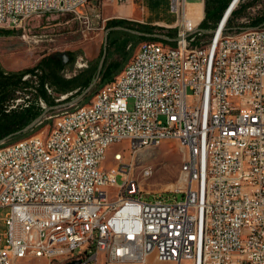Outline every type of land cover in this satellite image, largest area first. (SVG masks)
I'll list each match as a JSON object with an SVG mask.
<instances>
[{"label": "built area", "instance_id": "obj_1", "mask_svg": "<svg viewBox=\"0 0 264 264\" xmlns=\"http://www.w3.org/2000/svg\"><path fill=\"white\" fill-rule=\"evenodd\" d=\"M242 1L230 0L215 32L205 33L187 1L172 0L174 48L140 46L88 111L46 116L53 124L39 138L0 146V208L10 209L0 264H147L152 255L174 264H264V25L253 35L232 25ZM86 2L0 0V26L78 13ZM218 32L228 40H215ZM114 137H128V148L113 153V171L102 170ZM170 139L185 149L186 188L147 201L122 151L132 156ZM130 210L140 220H127ZM113 211H122L117 225ZM130 223H138L134 236Z\"/></svg>", "mask_w": 264, "mask_h": 264}, {"label": "rangeland", "instance_id": "obj_2", "mask_svg": "<svg viewBox=\"0 0 264 264\" xmlns=\"http://www.w3.org/2000/svg\"><path fill=\"white\" fill-rule=\"evenodd\" d=\"M116 0H87V2L78 10V13H56L50 15H35L29 18L22 28H10L0 26V29L12 31L10 35H0V63L7 71H22L33 68L43 59L50 60L57 53H69V60L63 70L58 75L62 79H71L79 77L77 82L84 81V74L90 72V68L96 66L99 62L101 51L103 49L106 28V19L108 17H120L122 14L113 4ZM188 2L194 0H186ZM141 6L146 12V18L149 20L159 19L173 22L176 14L172 9V0H142ZM111 13V14H110ZM264 14V0H243L232 18V25L240 24L241 27H253L254 20L262 17ZM150 15V17H149ZM231 25V26H232ZM109 29V28H108ZM156 33H165L157 30ZM111 46L108 51L107 64L114 63V68L118 71L123 70L128 62L138 51L139 46L143 44L148 37L139 36L124 31L115 30L111 35ZM159 41V40H157ZM160 42V41H159ZM86 63V66L80 68L78 63ZM49 67L44 65L42 70L44 74L48 73ZM42 72L37 75L28 74L25 77L34 81V88L16 92V99L10 102V109L16 108L19 104L33 100V94L38 86ZM24 80V78H23ZM99 86V80L93 90ZM47 91L56 98V101L67 102V100L76 97L79 88L69 92L60 93L57 87L46 84ZM91 93V92H90ZM91 100V99H90ZM40 105L47 107L43 100H38ZM43 102V104H42ZM89 102V101H88ZM85 103L81 102L67 109L50 112L49 115H57L63 111H71L81 107ZM86 103L85 105H87ZM83 106V105H82ZM134 106V99H129V108ZM54 119H43L38 126V130L30 136L39 134L44 129H49ZM18 137V136H16ZM29 137V136H27ZM24 137L22 139H25ZM14 138V137H13ZM9 139L6 144L12 143ZM20 139V140H22ZM18 140V141H20ZM16 141V142H18ZM128 141H123L113 145L107 154V158L102 165V170L113 168V153L120 149L128 148ZM126 156V162L131 164V171L128 175L137 181L143 194V199L151 201L156 196L173 197L174 191L178 188H186V181L182 174L185 149L178 140H165L158 146H150L138 152L136 155H129L127 151H122ZM149 167L152 171L150 176L144 177L142 171ZM119 184L122 178H118ZM111 198L117 196V188L110 189ZM177 199H182V194L176 195ZM9 208H0V239L3 243V234L7 227L4 218L7 216ZM15 264H48L44 259H35L31 261L17 260ZM147 264H174L171 262H159L155 255L149 257Z\"/></svg>", "mask_w": 264, "mask_h": 264}, {"label": "trees", "instance_id": "obj_3", "mask_svg": "<svg viewBox=\"0 0 264 264\" xmlns=\"http://www.w3.org/2000/svg\"><path fill=\"white\" fill-rule=\"evenodd\" d=\"M229 3L230 0H206L205 18L201 22L199 28L205 33H207L209 30H213L215 28L216 23L220 20L224 11L227 9ZM253 24H254L253 27L263 26L264 14L262 17L255 19ZM117 26L137 30L146 34H157L156 31L159 30L156 27L134 23L125 19L114 18L107 20V24H106L107 29ZM114 31L115 30L111 31L108 35V51L111 46L110 38ZM10 34H12V31H6L0 29V35H10ZM159 34H162L167 38L174 39L176 36V30L170 29L167 33H159ZM102 51H101V55H102ZM101 55H100V59H101ZM98 64L90 68V72L84 74V81L82 83H79L77 82L79 77H75L71 79H62L58 75L59 71L63 70L65 66L62 65V62L59 58H54V56L52 57L51 61L47 59H43V61L38 63V65H36L35 67L22 71H7L0 63V140L10 136L15 132L22 130L35 118L40 116L47 108L51 106H55L59 103H63V101H56V98L48 93L46 84L57 87L58 92L64 94L72 92L79 88L80 90L79 93L77 94L79 95L95 80ZM44 65H47L50 68L48 73L46 72L45 75H43L44 71L42 70ZM113 65L114 63L107 64V59H106L104 68L100 74L99 86L97 87V89L92 90L91 93L84 98L85 103L82 105L88 103V101H90V99L104 85L112 82L114 78L121 72L118 71L116 68H114ZM39 71L42 72V75L40 76V80L37 83L38 86H36L35 89L36 93L33 94V100L29 101V104L27 105V101L26 99H24V104H19L16 108L10 109L11 107L10 102L16 99V92H18V90L24 91L29 88H34L33 85L34 81L32 79L23 80V78L28 74L37 75ZM74 98L75 97L67 101H71ZM39 99L43 100L46 103L47 107H43L42 105H40V103L38 102ZM38 128L39 127L35 128L33 131L29 133L19 135L18 137H14L12 139L13 141L11 142H15L24 137L30 136L33 132L38 130Z\"/></svg>", "mask_w": 264, "mask_h": 264}, {"label": "bare ground", "instance_id": "obj_4", "mask_svg": "<svg viewBox=\"0 0 264 264\" xmlns=\"http://www.w3.org/2000/svg\"><path fill=\"white\" fill-rule=\"evenodd\" d=\"M193 17L196 18V20H200L202 17V11L201 8H197V10L195 9V11L193 10ZM253 34H258V27H247L245 28V35H253ZM215 40L218 41H226L228 40V32H218L215 33ZM160 46V48H174V46L156 41V40H148L145 41L143 44H141V46ZM180 52L182 53H190V45H180ZM80 67H83L82 63H79ZM97 95H104V87H102L98 92ZM89 110V103L87 105H83L81 107H77L76 111H88ZM42 133V132H40ZM40 133L36 134V135H32L29 136L25 139H22L16 143H27L30 141V139H37L40 137ZM128 141V137H114V142L113 145L115 144H119L123 141ZM161 143H154L152 146H158ZM113 145H106L105 146V153H104V157H103V163L107 158V154L109 149L113 146ZM120 152V151H117ZM151 169L149 167H145L142 171V175L144 177H146L147 171H150ZM106 171H113V168H110L109 170ZM151 173H149L147 175L150 176ZM182 174L185 176L186 175V159L184 157V161H183V166H182ZM122 218V211H113L110 215V225H117V223L119 221H121ZM127 220H140V211L138 210H130L127 211ZM69 228H77V221H69ZM135 232H138V223H130L128 228H127V236H134Z\"/></svg>", "mask_w": 264, "mask_h": 264}, {"label": "water", "instance_id": "obj_5", "mask_svg": "<svg viewBox=\"0 0 264 264\" xmlns=\"http://www.w3.org/2000/svg\"><path fill=\"white\" fill-rule=\"evenodd\" d=\"M113 30H120V31H124L127 33H131V34H135V35H139V36H145L148 38H152V39H159V40H164L167 42H175V39H171V38H167L166 36L162 35V34H146L137 30H133V29H129V28H125V27H112L106 30L105 32V39H104V44H103V51H102V55H101V59L99 61L98 64V68H97V74H96V78L95 80L85 89L83 90L79 95H77L74 99H72L71 101H67V102H63V103H59L55 106H51L49 108H47L40 116H38L37 118H35L31 123H29L26 127H24L22 130L15 132L13 134H11L10 136L1 139L0 140V146L5 144L9 139L19 136V135H23L26 133H29L31 131H33L35 128H37L41 122L43 121V119L52 111H57V110H62V109H67L69 107H73L76 104H78L79 102H81L85 97H87L90 92L93 90V88L96 86L99 78H100V74L104 68L105 65V61L107 59L108 56V35L111 31ZM199 31H202L201 29H199ZM215 30H209L207 33H214ZM149 39V40H150ZM69 53L67 52H63V53H57L54 55V58H59L62 62V65L65 66L66 63L69 60ZM64 264H81L80 261H73V262H68V263H64Z\"/></svg>", "mask_w": 264, "mask_h": 264}, {"label": "crops", "instance_id": "obj_6", "mask_svg": "<svg viewBox=\"0 0 264 264\" xmlns=\"http://www.w3.org/2000/svg\"><path fill=\"white\" fill-rule=\"evenodd\" d=\"M205 2L206 0H194L191 2L187 1L188 4V9L193 12V10L195 11V9L197 10V8H201L202 11V19L205 18ZM116 6L115 11L119 10L121 12V16L120 17H108L106 19L110 20V19H125L134 23H139L142 25H148V26H152V27H156L159 30L164 31L165 33H167L170 29H173L176 21H177V15L175 17V20L173 22H168L165 20H159V19H154V20H148L146 17V12L143 9V7L141 6L142 4V0H116L115 3H113ZM111 14V13H110ZM150 17V15H149ZM203 21V20H202ZM175 39V38H174ZM151 40H155V39H151ZM159 40V39H157ZM156 40V41H157ZM148 41V40H146ZM161 41V40H159ZM165 42L168 43V45H173V42H167V41H162V43ZM141 46V45H140ZM139 46V48H140ZM174 46V45H173ZM139 50V49H138Z\"/></svg>", "mask_w": 264, "mask_h": 264}]
</instances>
